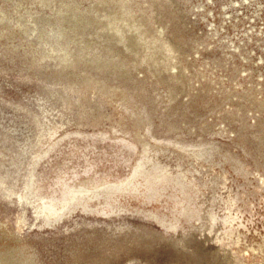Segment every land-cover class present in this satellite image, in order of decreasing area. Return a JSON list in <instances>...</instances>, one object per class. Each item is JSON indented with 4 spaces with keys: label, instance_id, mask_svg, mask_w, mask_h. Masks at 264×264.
Listing matches in <instances>:
<instances>
[{
    "label": "rangeland",
    "instance_id": "rangeland-1",
    "mask_svg": "<svg viewBox=\"0 0 264 264\" xmlns=\"http://www.w3.org/2000/svg\"><path fill=\"white\" fill-rule=\"evenodd\" d=\"M2 179L1 263H263L264 0H0Z\"/></svg>",
    "mask_w": 264,
    "mask_h": 264
},
{
    "label": "bare ground",
    "instance_id": "bare-ground-1",
    "mask_svg": "<svg viewBox=\"0 0 264 264\" xmlns=\"http://www.w3.org/2000/svg\"><path fill=\"white\" fill-rule=\"evenodd\" d=\"M52 134H50V129L48 128V127H46L43 131H42V133L41 134H39L38 136H37V138H36V140H31V141H27V142H22L23 144H22V146H21V144H20V151H19V153H17V154H15V156L12 158V164H13V166L15 167V168H17V164L18 163H20V162H22V163H24V165H26V164H28L29 165V163L31 162V157L33 156V155H35V153H36V151L38 150V148L45 142L43 139L45 138V137H47V136H49L48 138H50V136H51ZM26 140V139H25ZM24 147V148H23ZM35 148H36V150H35ZM27 158V160H26V162L24 161L25 159ZM148 165V164H147ZM28 167V166H27ZM152 167H149V166H142V167H140V169H139V172L137 173V176H136V183H133V190H135L136 191V193H138L139 191H140V189H139V187L140 186H142V185H145V184H147L149 181V179H150V173H151V169ZM154 168V167H153ZM160 168L161 169H159V170H157V172H155L154 174H152L153 176H152V179L153 180H155L157 183L158 182H161V181H163L164 180V177H165V175H164V170H163V168L160 166ZM10 171V170H9ZM5 176L6 175H3V177L5 178ZM9 176V175H8ZM135 182V181H134ZM0 184H2V185H8V186H14V184H10V183H8L5 179H2L1 180V183ZM137 187H136V186ZM157 185H159V183L157 184ZM124 189H127V188H124ZM105 190V189H104ZM18 192H19V190H18ZM102 193V191H98V193ZM18 194V193H17ZM19 194H20V192H19ZM89 195V194H88ZM137 195V194H136ZM139 196V195H138ZM144 196V195H143ZM148 196H146V199H144L143 197H141L140 196V198H142L141 200L143 201H148L149 199L147 198ZM89 198H91V197H89ZM89 198H87V199H83V200H81V201H79L78 203L79 204H81L84 208H86L87 206H89ZM106 200V199H105ZM151 213L148 215V216H153L154 218H155V220L157 221V222H159L160 223V225H162V226H167V227H169V228H173V227H175L176 226V224H175V222H174V219H176V213H174V211H172L169 215H162V214H159L157 211L158 210H155V209H151ZM39 215V214H38ZM106 216H108V215H106ZM167 220H168V223H167ZM18 228H19V230H16V227L14 226V227H10L9 226V224L6 222V220L5 219H1V221H0V223H2L3 225L4 224H6V225H4L5 226V229H4V231L6 232L5 234H7V238H9L11 241L12 240H15L16 239V237H17V239L19 238V240L21 241H24L23 239H24V237L25 236H23L22 235V238H20L18 235L20 234V233H22V231L21 230H23V224L24 223H26L27 221H26V218L25 217H23L22 215H20L19 214V216H18ZM1 226V225H0ZM213 225H212V222L210 221V220H208L207 219V222L204 224V227L206 228V229H209V228H211ZM185 231V233L183 234L185 237H186V234H189V231H186V230H184ZM4 236V235H3ZM16 241H12L11 243H15ZM10 243V244H11ZM175 243V242H174ZM173 243V244H174ZM180 244V245H179ZM175 246H177V248H178V246L179 247H183L184 248V246L186 245L185 244V240H184V237L180 240V242H176L175 244H174ZM19 246V245H18ZM173 246V245H172ZM22 247H24V248H27V249H29L30 251L31 250H33L32 248H34V247H32V246H30L28 243H24V245H22ZM186 247V246H185ZM21 248V247H20ZM184 249H186V248H184ZM189 250V249H188ZM7 251V250H6ZM12 251V250H11ZM14 251V250H13ZM10 252V251H9ZM33 252H35L36 253V250L34 251L33 250ZM191 252H192V250H191ZM5 253V252H4ZM7 256H8V254H7ZM224 256V255H223ZM7 258V257H6ZM11 259V258H10ZM29 259V258H28ZM0 261L2 262V259H0ZM16 261V260H15ZM0 262V264H10L9 262H8V260L6 261L5 260V263H1ZM34 264H38V261H37V263L35 262ZM236 264V263H235ZM238 264H264V262L263 263H249V262H246V261H241L240 263H238Z\"/></svg>",
    "mask_w": 264,
    "mask_h": 264
}]
</instances>
